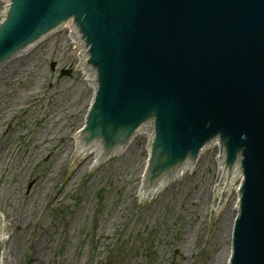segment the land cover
Instances as JSON below:
<instances>
[{
    "label": "water",
    "instance_id": "1",
    "mask_svg": "<svg viewBox=\"0 0 264 264\" xmlns=\"http://www.w3.org/2000/svg\"><path fill=\"white\" fill-rule=\"evenodd\" d=\"M3 18L0 67L69 21L84 43L87 70L69 48L91 87L69 172L87 155L86 169L99 167L140 133L139 203L214 144L206 220L234 192L224 264H264V0H4Z\"/></svg>",
    "mask_w": 264,
    "mask_h": 264
},
{
    "label": "rangeland",
    "instance_id": "2",
    "mask_svg": "<svg viewBox=\"0 0 264 264\" xmlns=\"http://www.w3.org/2000/svg\"><path fill=\"white\" fill-rule=\"evenodd\" d=\"M66 34H49L0 72L5 263L224 264L233 194L206 220L208 205H217L214 148L193 172L139 203L142 136L99 167L76 158L69 172L63 153L82 127L91 87Z\"/></svg>",
    "mask_w": 264,
    "mask_h": 264
},
{
    "label": "bare ground",
    "instance_id": "3",
    "mask_svg": "<svg viewBox=\"0 0 264 264\" xmlns=\"http://www.w3.org/2000/svg\"><path fill=\"white\" fill-rule=\"evenodd\" d=\"M3 1V0H2ZM59 31V30H57ZM56 33V32H55ZM49 36L51 35H45L43 36V39L41 42H37V43H33V44H30V50H25V55H27L29 52H31L32 50H34L35 48H37V46L39 44H41L43 41H45ZM22 57V56H21ZM19 58V57H18ZM13 59H16V58H13ZM11 59V61L13 60ZM11 61L9 60L8 62L6 61V63L4 65H2V67H0V72H2L3 68H5V66L9 63H11ZM138 136H142L140 133H137L136 135L132 136V138L125 144H123L122 148H121V151L119 153V155L121 154H124V152L130 147V145L133 143L134 139L137 138ZM210 148H214V144L212 145H209L207 147H205L200 153H198L197 157L195 158L194 160V163H193V166L191 168V172H193L195 169H196V166H197V163L199 161V158L200 156L205 153L207 150H209ZM63 155H65V157H68L69 156V148L63 153ZM119 155H116V154H112L102 160L99 161V165H101L102 163L104 162H107L109 161V159L111 158H114L116 156H119ZM79 158H82V157H79ZM84 159V162L86 163L88 161V155L87 156H83ZM187 174L189 173H181V178H184ZM180 178V179H181ZM179 179H175V180H170V181H167V187H158V190H157V193L156 195H158L159 193H162L164 192L166 189H168L170 187V185H172L173 183L177 182ZM37 181V180H36ZM234 195V192L233 193H230V194H227L226 196H231V195ZM155 195V196H156ZM154 197V196H153ZM151 197V198H153ZM151 198H148V199H151ZM146 199V200H148ZM228 201L226 200L225 201V204L227 203ZM221 209V207L218 208V211ZM9 225H7L6 223L2 222V261H3V264H6L5 263V255H4V249H3V243L6 242V240L8 239V234L6 233V227H8Z\"/></svg>",
    "mask_w": 264,
    "mask_h": 264
}]
</instances>
